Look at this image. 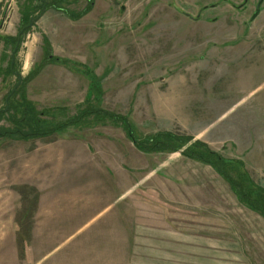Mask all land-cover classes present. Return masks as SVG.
I'll return each mask as SVG.
<instances>
[{
	"label": "rangeland",
	"instance_id": "374dc122",
	"mask_svg": "<svg viewBox=\"0 0 264 264\" xmlns=\"http://www.w3.org/2000/svg\"><path fill=\"white\" fill-rule=\"evenodd\" d=\"M28 1L0 0V110L18 71L16 98L44 122L91 113L50 135L0 137V264H264V219L210 165L182 149L141 152L115 118L95 116L102 108L127 117L137 135L203 141L262 186L221 138L223 93L231 101L258 84L255 97L264 93V0L254 19L257 0H93L79 19L50 0ZM87 3L57 1L69 12ZM25 7L38 17L30 26ZM240 70L244 83L231 79ZM37 163L49 169L45 181L55 179L48 219ZM97 181L104 186L92 188Z\"/></svg>",
	"mask_w": 264,
	"mask_h": 264
},
{
	"label": "trees",
	"instance_id": "16d2710c",
	"mask_svg": "<svg viewBox=\"0 0 264 264\" xmlns=\"http://www.w3.org/2000/svg\"><path fill=\"white\" fill-rule=\"evenodd\" d=\"M31 1L32 0H29L26 6L31 5ZM40 1L42 4H47L45 0ZM57 1L58 0H52L51 3L50 0V5L46 6L63 11L71 19H79L88 13L92 9L93 5V0H87L88 3L86 7L77 12H69L67 9L58 6ZM29 12L30 9L25 7L23 19L26 21V23L28 22L30 16ZM9 39H11L13 44L16 42V36L7 37V40ZM94 87L95 85L92 83L90 88L91 92H94ZM17 94L18 89H16L9 97V107L7 111L0 110V119L5 118V120L10 124L8 127L4 125L0 126V137L3 136L5 138L9 137L12 139L28 140L50 135L61 131L62 128L76 124L79 122L80 118L87 117L91 113L90 110H82L79 120L73 119L66 121L65 123L55 122L54 124H49L42 120L40 117L42 112L38 111L31 101L27 100L22 95L20 98H16ZM95 113V116H111L115 118L117 123L123 125L127 136L141 152H175L182 149L180 152L185 157L210 165L222 178L228 182L238 201L249 209L259 213L264 219V188L255 184L249 180V178H244V182L243 171H240L242 170L240 161L226 160L217 152L212 150L205 142L200 140H194L191 142L192 137L185 134L162 130L141 136L137 135L134 126L127 117L118 114L114 115L102 108H98ZM100 114H103V116H100Z\"/></svg>",
	"mask_w": 264,
	"mask_h": 264
},
{
	"label": "crops",
	"instance_id": "0c3cea01",
	"mask_svg": "<svg viewBox=\"0 0 264 264\" xmlns=\"http://www.w3.org/2000/svg\"><path fill=\"white\" fill-rule=\"evenodd\" d=\"M243 74L244 72L240 70L238 74H233L231 79H233L234 82H241L244 80ZM253 78L252 76L251 78H247V80L253 82ZM260 85L261 84H258L256 88ZM252 86L253 85H251V87ZM256 88L239 91L237 96L233 97L232 100L230 99L231 101H226L225 96L227 93H223L222 101L226 107L222 114L223 134L221 140L224 141L223 143H229L233 147V152L237 154L236 157L244 162L248 170L254 173L255 179L260 181V184L264 187V93L255 97L256 94L253 92ZM195 138H197V136ZM223 149H225V146ZM45 167L46 165L44 163H37L36 167L34 166V171H39L41 169V174L36 173V176H32V178L34 185H36L37 190L40 192L38 208L43 209L45 213L44 217L48 219L49 210L58 202V196L54 191L51 192L52 194L49 192V185L55 181V179H53L52 182L49 180L45 181V177L43 176L49 178V169L47 168V170H45ZM82 183L83 182L79 184L74 183V185L70 184L68 187L71 190L72 187H78V185ZM98 183H100L99 187L103 185V182L97 181L94 185L92 184L91 187L98 186ZM81 187H83V185H81L80 188ZM79 189H75L74 192L81 191L82 188ZM64 190L66 191V188H64ZM70 190L68 191L70 192ZM64 198V202H68L67 204L71 203L70 197ZM43 225L44 224L36 225L38 232L43 230Z\"/></svg>",
	"mask_w": 264,
	"mask_h": 264
},
{
	"label": "water",
	"instance_id": "95a60500",
	"mask_svg": "<svg viewBox=\"0 0 264 264\" xmlns=\"http://www.w3.org/2000/svg\"><path fill=\"white\" fill-rule=\"evenodd\" d=\"M263 0H258L257 4H256V8H255V11L251 17V19H254L259 11H260V5L262 3ZM199 16V15H198ZM38 17H35V18H32V19H29V22H28V25L27 26H30L32 24L33 21L37 20ZM17 46H18V42H16L15 46H14V49H13V52L11 54V61H10V65H11V69H12V65H13V62H14V52L15 50L17 49ZM15 75L18 77V81L16 83V85L12 88V90L10 91V93L6 96V109L8 108V99L9 97L12 95V93L16 90L17 86L20 84L21 80H22V75L20 74V72L18 71H14Z\"/></svg>",
	"mask_w": 264,
	"mask_h": 264
},
{
	"label": "flooded vegetation",
	"instance_id": "af4514ba",
	"mask_svg": "<svg viewBox=\"0 0 264 264\" xmlns=\"http://www.w3.org/2000/svg\"><path fill=\"white\" fill-rule=\"evenodd\" d=\"M247 0H245V2H246ZM257 2H258V0H257ZM257 2H256V4H257ZM263 2V1H262ZM262 4V3H261ZM261 6V5H260ZM255 8H256V5H255ZM255 10V9H254ZM260 12V11H259Z\"/></svg>",
	"mask_w": 264,
	"mask_h": 264
}]
</instances>
